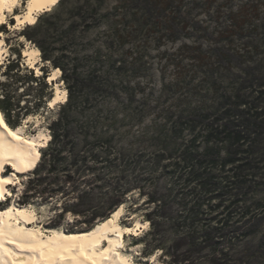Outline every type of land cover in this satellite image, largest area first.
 I'll list each match as a JSON object with an SVG mask.
<instances>
[{"label":"rangeland","instance_id":"1","mask_svg":"<svg viewBox=\"0 0 264 264\" xmlns=\"http://www.w3.org/2000/svg\"><path fill=\"white\" fill-rule=\"evenodd\" d=\"M62 1L39 15L57 13L45 34L66 73L58 68L54 78L48 64L50 101L39 111L32 108L35 83L29 93V84L12 91L22 113L32 111L21 120L25 136L44 139L38 150L47 147L50 125L72 99L71 140L102 159L80 189L96 198L123 195L118 223L134 232L120 248L133 264H177L170 251L188 226L199 233L226 221L232 228L212 233L202 255L178 264H210L214 248L231 254L227 264H264V0ZM28 2L20 0L0 23V83L16 59L43 74L41 51L23 35L29 23L15 28ZM34 48L40 53L31 68L25 50ZM58 89L65 98L51 105ZM78 125L90 129L88 140ZM6 170L14 173L12 165ZM16 174L0 209L28 207L36 216L31 225L47 234L90 230L74 223L82 217L60 216L62 202L74 196L26 197L33 171ZM56 175L65 185L63 173Z\"/></svg>","mask_w":264,"mask_h":264},{"label":"trees","instance_id":"2","mask_svg":"<svg viewBox=\"0 0 264 264\" xmlns=\"http://www.w3.org/2000/svg\"><path fill=\"white\" fill-rule=\"evenodd\" d=\"M62 2V0H58L55 5L58 3L62 4ZM56 15L57 13L44 12L38 16V19L36 17L34 23L29 24L23 30L24 37L28 41L34 43L42 53V59L43 62H45V65L41 67L43 74L41 76H35V70L29 69L28 67L24 68V66L21 64V60L19 59L10 61L5 66L6 71L4 73L6 76V81L0 83V86H2L0 89V110L6 123L11 128L19 127L21 125V120L24 119V117L27 116L29 112H32L29 108L26 112L22 113L23 108L20 107L19 101H15L16 94L12 91L18 90L19 84H29V87L24 90V92L26 91L29 93L33 91L35 83L39 88L37 100L32 108L34 111H39L50 101L47 98V94L49 93L50 89V85L47 82L50 68L48 64L55 69L59 68L63 71V74L66 73V68L61 63L63 57H57L58 52L56 48H51V46H49L47 43L49 37L45 34V32L52 31V28L55 25L53 20L58 19ZM44 24H48V27H46L45 30L43 28ZM23 71H26V74H24ZM9 88H12V90ZM71 109L72 99H68L67 102L61 106L62 113L58 116L57 120L52 125H50L52 138L49 144L41 151L40 149L38 150V161H36L35 165L30 170L26 171H33L34 179H30L25 196L28 197V194L30 193L33 196H41L44 193H47L48 196L61 195L62 198H71V196H74L72 199H70V201L62 202L63 208L61 209L60 216L65 217L67 213H71L76 217H82L80 221H75L74 223H81L84 227H88L90 229L85 232H90L99 223L110 218L111 214H113L118 206L122 204L123 195L120 196L118 191L114 190L110 194L108 193L107 195L96 198L93 197V190L80 189V181L85 184L88 183V181L85 179V174L87 172H92L94 176H97L96 170L98 169L95 168L97 167L96 164H99L98 161L101 158L100 156L98 157L95 149L89 152L86 150H79L81 147L80 139L71 140V128L75 131V129L70 125L69 121L71 118L75 117V115L72 116ZM77 127L82 133L86 131L84 137L86 140H88V132L90 129L80 125ZM100 146L104 147L105 145ZM76 152L78 154H76ZM105 157L107 164L109 162L110 165L116 169L115 163L110 160V157L107 155H105ZM190 157H192L190 153L183 154V159L185 161L191 160L188 159ZM91 164H95L94 167H90ZM83 167L88 168V170H83ZM26 172L24 171V173ZM60 172L63 173L65 177V185H63V180L59 181V177L57 175L53 177V175ZM209 182L210 181H208V183ZM47 183L48 185H55L57 189L47 190L45 188H40ZM148 217L152 220V215H148ZM230 225V222L226 221L223 222V227L221 228H211V230L205 229L206 231L199 233H196L195 230L188 226L187 228L189 232L187 234H181V236L177 238L174 247L170 251L172 259H175L174 262L178 264L181 262L182 258H185L191 254L202 255L203 251L207 248V244L212 242V235L219 230L232 228V225ZM65 233L71 234L83 232ZM214 249L216 251H213V255H211L209 260L210 264H227L230 261L231 254L229 252L224 251L219 253L217 248ZM185 261H187V259H185Z\"/></svg>","mask_w":264,"mask_h":264},{"label":"bare ground","instance_id":"3","mask_svg":"<svg viewBox=\"0 0 264 264\" xmlns=\"http://www.w3.org/2000/svg\"><path fill=\"white\" fill-rule=\"evenodd\" d=\"M19 1L0 0V23L7 19V12L14 13ZM57 1L29 0L27 12L15 14V28L24 23H34L40 12L48 10ZM4 44L1 39L0 64L4 58ZM39 53L36 48L25 50L31 68L37 67ZM58 73L60 70L57 69L54 78ZM53 76L50 78L53 79ZM64 98L65 93L61 94L58 89L50 103L54 105ZM42 137L43 135L39 136L40 139ZM43 140L25 136L21 126L9 127L0 110V199L6 197L9 184L17 179V172L30 170L35 165L39 155L37 148L42 145ZM10 165L14 169L11 175L5 173ZM11 206L0 209V264H133L120 248L125 235L132 234L133 231L118 223L122 208H118L112 218L110 216L90 232L67 234L53 230L51 234H45L40 228L31 225L36 216L28 207ZM140 223L137 226L140 227Z\"/></svg>","mask_w":264,"mask_h":264}]
</instances>
